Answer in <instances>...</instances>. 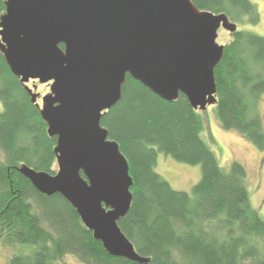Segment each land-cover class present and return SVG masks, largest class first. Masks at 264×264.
<instances>
[{
  "label": "trees",
  "instance_id": "1",
  "mask_svg": "<svg viewBox=\"0 0 264 264\" xmlns=\"http://www.w3.org/2000/svg\"><path fill=\"white\" fill-rule=\"evenodd\" d=\"M191 1L238 22V12L252 8L245 0L240 7L225 0ZM4 10L0 0V15ZM223 45L214 68L217 120L264 150L256 109L264 93V36L236 30ZM0 104V243L28 247L7 264H60L67 254L84 264H264V221L250 204L246 168L237 160L220 164L201 136L200 110L184 94L166 101L127 74L120 100L101 118L132 178L131 205L118 225L146 263L110 255L64 197L39 192L18 171L25 164L54 174L56 136L48 134L1 51ZM158 152L200 166L191 192L172 188L154 171Z\"/></svg>",
  "mask_w": 264,
  "mask_h": 264
},
{
  "label": "water",
  "instance_id": "2",
  "mask_svg": "<svg viewBox=\"0 0 264 264\" xmlns=\"http://www.w3.org/2000/svg\"><path fill=\"white\" fill-rule=\"evenodd\" d=\"M4 5L0 51L48 134L56 136L54 174L25 164L18 171L39 192L64 197L110 255L148 262L118 225L131 205L132 178L101 118L120 100L127 74L166 101L182 93L194 109L214 104V68L224 49L216 41L218 30L233 33L236 23L191 0H4ZM29 80L50 82L41 105Z\"/></svg>",
  "mask_w": 264,
  "mask_h": 264
},
{
  "label": "rangeland",
  "instance_id": "3",
  "mask_svg": "<svg viewBox=\"0 0 264 264\" xmlns=\"http://www.w3.org/2000/svg\"><path fill=\"white\" fill-rule=\"evenodd\" d=\"M232 22L234 20L230 19ZM237 23V22H236ZM246 23L238 22L237 29H245ZM256 33L264 36V8L262 7L259 23L252 26ZM231 38L227 30L220 28L216 41L225 44ZM30 88L36 85L34 92L45 95L50 91V82L39 83L37 80L27 82ZM41 103V98L38 100ZM1 107V104H0ZM256 109L261 117L264 127V93L257 99ZM204 123L202 138L209 144L222 166H228L232 160L242 163L247 171L246 184L249 189V200L252 207L258 212L264 221V150L257 148L236 130L224 129L220 126L216 114L215 105H207L206 109L200 110ZM161 177L169 182L172 188L191 192L194 184L200 178V166L179 162L163 152L157 153L156 163L153 167ZM27 245L5 247L0 243V264H7L9 257L18 251H27ZM60 264H84L76 257L67 254Z\"/></svg>",
  "mask_w": 264,
  "mask_h": 264
},
{
  "label": "flooded vegetation",
  "instance_id": "4",
  "mask_svg": "<svg viewBox=\"0 0 264 264\" xmlns=\"http://www.w3.org/2000/svg\"><path fill=\"white\" fill-rule=\"evenodd\" d=\"M245 1L247 3H249L252 6V8L246 12H240V11L238 12L237 11L238 13H240L238 18L243 23H246V26H247L246 31L256 33V31L252 29V26L258 24L259 20L261 19L262 7L264 8V0H245ZM245 1H243V0H225V4L228 7H230V6L240 7V6L245 4ZM236 22L238 23V21H235V23ZM237 23H236V25H237ZM243 30H245V29H243ZM230 35H232V33H230ZM41 96L42 95H40V93H39V96L37 97V100H36L37 103H39L38 100H39V98H41ZM41 103H42V101H41ZM41 103H40V105H41Z\"/></svg>",
  "mask_w": 264,
  "mask_h": 264
}]
</instances>
